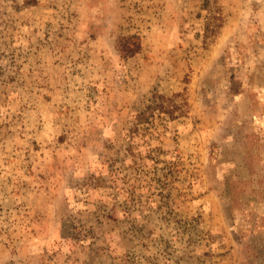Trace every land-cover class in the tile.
<instances>
[{"label":"rangeland","instance_id":"1","mask_svg":"<svg viewBox=\"0 0 264 264\" xmlns=\"http://www.w3.org/2000/svg\"><path fill=\"white\" fill-rule=\"evenodd\" d=\"M0 264H264V0H0Z\"/></svg>","mask_w":264,"mask_h":264},{"label":"trees","instance_id":"2","mask_svg":"<svg viewBox=\"0 0 264 264\" xmlns=\"http://www.w3.org/2000/svg\"><path fill=\"white\" fill-rule=\"evenodd\" d=\"M119 42L122 53L127 56L134 54L140 48L136 35L123 36Z\"/></svg>","mask_w":264,"mask_h":264}]
</instances>
